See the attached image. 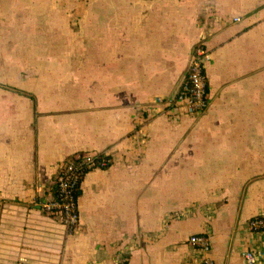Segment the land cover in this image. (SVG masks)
Returning <instances> with one entry per match:
<instances>
[{"label":"crops","instance_id":"1","mask_svg":"<svg viewBox=\"0 0 264 264\" xmlns=\"http://www.w3.org/2000/svg\"><path fill=\"white\" fill-rule=\"evenodd\" d=\"M198 44L210 106L171 120ZM107 153L69 233L58 165ZM264 0H0V264H264Z\"/></svg>","mask_w":264,"mask_h":264},{"label":"built area","instance_id":"2","mask_svg":"<svg viewBox=\"0 0 264 264\" xmlns=\"http://www.w3.org/2000/svg\"><path fill=\"white\" fill-rule=\"evenodd\" d=\"M210 59L204 44H198L192 52L190 64L178 91L171 97L156 96L151 100L154 110L171 120L200 114L210 106L207 63ZM112 160L107 153H76L58 165L53 181L54 191L43 203V210L58 218L69 233L76 232L80 222L79 195L85 176L95 169H106ZM251 230H264V214L249 222ZM200 256V264H215L211 254L212 240L207 233H195L188 239ZM245 260L254 264V251L244 253ZM129 251L119 255L116 264H129Z\"/></svg>","mask_w":264,"mask_h":264}]
</instances>
